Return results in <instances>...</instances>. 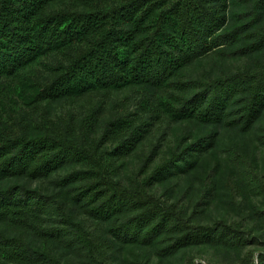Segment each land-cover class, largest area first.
<instances>
[{"label": "trees", "instance_id": "obj_1", "mask_svg": "<svg viewBox=\"0 0 264 264\" xmlns=\"http://www.w3.org/2000/svg\"><path fill=\"white\" fill-rule=\"evenodd\" d=\"M262 53L264 0H0V264H75L58 243L89 264H109L116 242L155 244L159 254L247 244L239 225L191 223L150 190L207 151L213 134L148 172L159 153L149 136L157 122L248 130L264 108ZM211 55L248 62L194 74ZM125 86L132 99L114 101L101 126L100 104L79 118L46 114V102ZM143 141L139 170L122 181L115 162ZM250 259L263 264L264 250Z\"/></svg>", "mask_w": 264, "mask_h": 264}, {"label": "rangeland", "instance_id": "obj_2", "mask_svg": "<svg viewBox=\"0 0 264 264\" xmlns=\"http://www.w3.org/2000/svg\"><path fill=\"white\" fill-rule=\"evenodd\" d=\"M247 62L244 57L211 55L194 64L192 71L197 75L207 70L219 74L242 68ZM132 90L125 86L109 96L86 95L78 99L46 102V114L52 119L65 117L68 113L79 118V113L100 104L101 126L109 117L113 102L126 96L132 99ZM128 105L131 107L130 102ZM209 133L213 134L214 143L207 151L193 162L158 177L150 190L156 196L184 207L191 223L205 225L221 220L239 225L247 244L227 248L201 242L182 246L170 254H159L155 244L116 242L109 264H185L188 258L213 264H250L251 255L264 250V108L246 131L225 123L157 122L149 138L153 143L159 140V153L148 172L162 163L174 149L182 150ZM150 142L143 141L132 153L115 162L117 176L122 181L139 170ZM19 181L23 182L22 179ZM26 184L34 187L38 182L28 180ZM56 246L57 254L68 257L75 264H89L73 247L62 243Z\"/></svg>", "mask_w": 264, "mask_h": 264}]
</instances>
